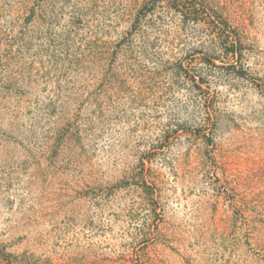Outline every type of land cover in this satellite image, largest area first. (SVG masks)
I'll use <instances>...</instances> for the list:
<instances>
[{
    "label": "rangeland",
    "instance_id": "rangeland-1",
    "mask_svg": "<svg viewBox=\"0 0 264 264\" xmlns=\"http://www.w3.org/2000/svg\"><path fill=\"white\" fill-rule=\"evenodd\" d=\"M190 1L0 0V264H264V0Z\"/></svg>",
    "mask_w": 264,
    "mask_h": 264
},
{
    "label": "trees",
    "instance_id": "trees-1",
    "mask_svg": "<svg viewBox=\"0 0 264 264\" xmlns=\"http://www.w3.org/2000/svg\"><path fill=\"white\" fill-rule=\"evenodd\" d=\"M177 4V3H176ZM189 10H188V13H187V5L185 6V10L183 11H180L182 12L184 18L183 20L185 21H191V22H195V21H198L200 20L204 15V11L208 10V11H211V9H209L207 7L206 4L200 2V3H197V0H191L190 3H189ZM180 5H177L176 8H178ZM182 8H184V3L181 5ZM212 14L214 12H211ZM210 17H212V15H209ZM188 17V19H187ZM212 25H216V26H219V29L222 31L223 33V37L226 38L228 40L229 36H228V33H230L228 30H229V27L227 25V23L225 21H219L216 23H212ZM231 48H233V46L235 45V43H231L230 44Z\"/></svg>",
    "mask_w": 264,
    "mask_h": 264
}]
</instances>
